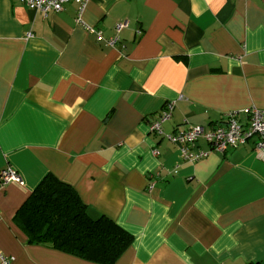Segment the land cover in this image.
<instances>
[{"label":"crops","instance_id":"crops-1","mask_svg":"<svg viewBox=\"0 0 264 264\" xmlns=\"http://www.w3.org/2000/svg\"><path fill=\"white\" fill-rule=\"evenodd\" d=\"M82 19L0 0V171L23 182L0 183V264H97L29 244L15 223L49 175L134 237L116 264H264L255 140L220 153L200 139L190 150L208 156L191 162L167 138L264 111V0H91Z\"/></svg>","mask_w":264,"mask_h":264},{"label":"trees","instance_id":"trees-1","mask_svg":"<svg viewBox=\"0 0 264 264\" xmlns=\"http://www.w3.org/2000/svg\"><path fill=\"white\" fill-rule=\"evenodd\" d=\"M29 244L97 264H116L134 237L112 219L92 218L76 189L47 176L14 218Z\"/></svg>","mask_w":264,"mask_h":264},{"label":"built area","instance_id":"built-area-1","mask_svg":"<svg viewBox=\"0 0 264 264\" xmlns=\"http://www.w3.org/2000/svg\"><path fill=\"white\" fill-rule=\"evenodd\" d=\"M91 0H23L28 8L42 12L47 17L50 13H60L69 5L77 7V22L83 24L82 15ZM128 26V22H122L116 25V35L114 38L105 40L110 47L120 40V33ZM87 31L96 35L97 40H104L103 33L94 28L87 27ZM174 105H167L157 120H153L150 129L159 135H164L163 124L171 117ZM246 118L243 120V116ZM168 140L176 144L185 159L191 162H197L208 156V153L200 151L193 153L190 149L194 148L200 139L206 140L213 151L225 153L229 149H236L247 145L255 140L256 155L258 159L264 162V111L258 108L248 109L246 111L231 112L221 124L217 125L210 131H206L204 127H194L186 131H182L167 136ZM0 183L2 185L8 183L23 184L21 178L12 168H6L0 171ZM1 264H13V259L2 258Z\"/></svg>","mask_w":264,"mask_h":264}]
</instances>
